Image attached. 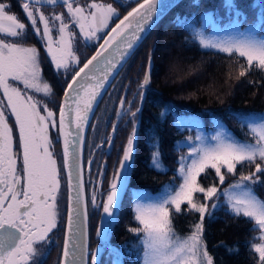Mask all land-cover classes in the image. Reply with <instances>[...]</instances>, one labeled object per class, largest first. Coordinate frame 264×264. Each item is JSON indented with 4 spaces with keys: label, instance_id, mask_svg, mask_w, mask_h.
Masks as SVG:
<instances>
[{
    "label": "snow or ice",
    "instance_id": "obj_1",
    "mask_svg": "<svg viewBox=\"0 0 264 264\" xmlns=\"http://www.w3.org/2000/svg\"><path fill=\"white\" fill-rule=\"evenodd\" d=\"M116 3L121 8H126L129 3H136V7L120 18L119 9L103 0H90L83 6L79 0H24L22 9L29 22L26 24L12 13L8 0H0V90L3 93L0 98V264H43L51 250L48 246L54 243L50 233L60 225L58 197L62 170L67 175L68 195L59 264H123L125 257L132 255L127 245H112L110 237L122 204L120 193L127 191L129 177L135 170L142 107L135 106L133 110L135 102L127 101L128 107L125 108V100H120L116 116L118 120L127 117L125 123L131 126V131L119 150L121 154L106 198L98 202V189L94 187L92 190L91 205L95 209L102 207V214L96 230L99 244L91 250L86 241L88 200L82 162L84 131L106 91V85L110 86V78L119 75V70L128 63L135 49L151 35L161 18L178 6L179 0H116ZM46 6L66 8L67 21L64 13L45 15L42 9ZM199 6V0H194L193 7ZM222 6L227 17L225 27L231 28L236 35L208 40L199 31H194L200 46L243 58L246 64L240 65L239 77H244L253 67L264 71V0H252L250 7L255 17L251 23L235 0H223ZM212 15L217 23L223 22L224 17L218 12L213 11ZM114 19L118 22L105 31ZM173 22L177 26H189L188 18L179 14ZM245 24L248 25L246 28L243 27ZM73 28H78L85 42L98 43L95 54L82 66L73 51L77 36ZM53 31L56 32L55 38ZM30 35L37 37L56 71L60 73L62 70L66 78L58 120L57 112L47 104L31 95L25 97L20 88L9 82H22L25 89L42 92L45 96L53 94L48 83L41 86L40 51L35 46L25 45ZM141 71L143 77L135 95L142 105L146 92L150 90L151 56L147 65L141 66ZM171 114L170 109L162 108L157 119L163 123ZM9 115L14 117L18 129L17 151H14L13 129L8 124ZM231 116L242 129L247 128L245 135H251L252 142L237 140L226 135L223 129L211 137L212 142H207V138L201 135H197L195 141L191 137L184 142L177 141L178 153L183 148L189 149L177 160L176 175L182 182L177 185L173 181L166 185L159 199L153 202L144 203L142 198L134 201V220L139 226L128 231L138 237L136 259L140 264H215L204 241L205 219L207 217L209 224L214 222L218 218L215 212L223 208H227L226 214L233 219L247 218L246 222L253 223L250 231L259 230L261 233L253 240H264V200L255 192L257 185H264L261 180L264 176V113L234 112ZM173 126L178 131L187 127L182 120L175 118ZM50 128L57 129L56 142L61 139L63 142L60 166L54 156ZM118 128V124L112 125L113 134ZM148 135L146 144L152 149L149 167L167 172L159 136L154 129ZM107 143L109 147L114 146L112 136L107 138ZM92 163V160L87 161L89 172ZM238 165L241 168L254 165L255 170L246 175L241 173L235 183L221 190L219 185L225 183L227 176L237 174ZM209 169L214 170L219 185L213 183L205 188L199 178L201 174L207 178ZM105 171L103 168L98 170L96 184L103 182ZM195 193H202L205 202L194 200ZM208 201H212L211 205ZM185 203L188 206L186 211L198 213L199 219L191 225L190 234L181 236L174 228L173 210L180 214ZM218 246L225 247L230 255L239 253L238 246L229 247L223 242ZM246 246L258 256L257 264H264V243H247Z\"/></svg>",
    "mask_w": 264,
    "mask_h": 264
},
{
    "label": "trees",
    "instance_id": "obj_2",
    "mask_svg": "<svg viewBox=\"0 0 264 264\" xmlns=\"http://www.w3.org/2000/svg\"><path fill=\"white\" fill-rule=\"evenodd\" d=\"M193 2L194 0H185L175 7L157 25L127 63V65L135 64L137 67L140 63L146 66L151 53V84L145 99L135 170L131 179V185L134 187L158 186L159 183L165 182V174L154 172V169L148 166L152 149L147 146L146 140L149 138L151 129H154L159 136L162 157H166L165 153H170L171 158L166 159V164L171 178L175 181L177 179V185L181 183V179L176 175L177 160L180 155H183L185 149H181L178 153L176 143L181 138L193 137L194 132L185 129L179 133L173 126L175 116L172 112L166 121L160 123L157 117L161 109L167 107L166 105H172L180 112L187 107L191 110L190 112L211 111L237 133L238 137L249 139L250 142H252L251 135H245L247 128L242 129L240 123L232 118L231 113H264V71L253 67L244 77H239L240 65L246 64L243 58L238 59L236 56L230 57L227 53L202 48L188 27L177 26L173 22L174 17L179 14L198 26L201 14L213 13V11L218 12L220 17H224L222 23L227 20L222 6L223 0H199V7H193ZM235 2L247 13L248 22L251 23L255 17L250 7L252 0H235ZM247 26L245 24L243 27ZM205 116L208 118L207 115ZM211 128H213L212 124ZM211 128H208L209 131ZM169 160L170 163H167ZM254 170V165L244 168L238 165L237 174L227 176L225 183L219 185L214 170L209 169L207 178L205 174H202L199 183L205 188L213 183L219 187H227L236 182L241 173L246 175ZM261 180L264 181V176ZM159 187L161 186L155 189ZM255 192L260 199L264 200V185H257ZM129 196L130 193H127L123 200L111 244L116 247L127 245V250L132 252L131 256L125 257L124 264H129L130 261L132 264H140L136 259L138 237L128 231L129 228L139 226L134 220ZM194 200L200 203L205 202L202 193H195ZM187 207L186 203L182 205L180 214H176L173 210L174 228L181 236L190 234L191 225L199 219V214L187 212ZM226 213L227 208L216 211L215 216L218 218L210 224L207 217L205 219L204 241L215 264H257L258 256L250 252L246 245L261 243L263 241L261 239L253 240V237L261 236L260 231H250L253 223L246 222L247 218L233 219ZM91 241L96 242L94 236ZM221 242L229 247L238 246L239 253L230 255L225 247L218 246Z\"/></svg>",
    "mask_w": 264,
    "mask_h": 264
},
{
    "label": "flooded vegetation",
    "instance_id": "obj_3",
    "mask_svg": "<svg viewBox=\"0 0 264 264\" xmlns=\"http://www.w3.org/2000/svg\"><path fill=\"white\" fill-rule=\"evenodd\" d=\"M8 2H10L12 5V9H11L12 13L16 14L22 22H25L26 24H28L29 22L27 21L25 13L23 12V9H22V4L24 0H8ZM79 2L81 6H83L89 3L90 0H79ZM103 2L112 3L114 7H117L121 14L120 18H122L123 15L127 13V11H130L134 6H136V3H129L126 8H121L116 3V0H103ZM42 10L44 11L45 15H51L53 12L56 14L64 13L65 19L67 21L66 8L62 6H56V7L46 6ZM116 22L118 21L114 19V21L110 24L109 29L105 31H109L111 27H114ZM72 30L77 33L76 39L73 42V51L79 57L80 62H81L80 66H82V64L86 62V59L90 58V56L94 53V51L98 47V43L85 42L83 40V37L79 35L78 28H73ZM53 37L54 38L56 37L55 31H53ZM25 45L35 46L40 51V67H41V76H42L41 86L43 83H48L50 87L52 88L53 94L51 96H45L42 92L38 93L32 89H25L22 82L11 81V80L9 82L13 84V86L20 88L22 94L25 95V97L31 95L34 99L40 100L44 104H47L51 110L57 112V120H58V108L61 103L64 89L66 87V78L62 74V70L60 73L56 71L55 66L51 63V58L47 55L45 47L38 41L35 35H30L28 39L25 41ZM131 66H132V63L128 64L121 71L117 79L112 84L111 88L107 91V93L101 100L93 116V119L90 123L89 129L87 132L85 149H84V163H86V167H87V161L88 160L93 161L91 165V172L89 175H88V171L85 170V190H86V196L88 200V211L91 206L90 197H91L92 190L95 187V181L97 179L98 170H100L101 168L106 169L108 167L106 166V162L107 161L110 162L111 158L113 159L116 158L115 149L118 148L117 145L119 142L123 143L121 138L126 133L127 128L131 127L130 125H126L125 123V121L127 120V117H124L123 120H118L116 116V112L120 110V103L117 106H115V104L117 103V99L122 96V95H119L120 90L123 91L124 89L125 94L123 96V99L125 100V108L128 107L127 101L135 102L133 105V110L135 109V106H141L142 114L145 108L146 97L141 105L139 97L135 95L138 91V87H137L138 84L136 85L134 81L129 80V75L132 74V71L129 70ZM68 79H70V77H68ZM147 92H146V95H147ZM0 98H3L2 90H0ZM41 114H44L43 111L41 112ZM8 124L13 129L14 151H17L16 139L18 138V129L15 126V119L13 116H10V115L8 116ZM113 124H118L119 126L118 131L115 134H113V130H112ZM57 135H58L57 129L55 128L49 129V137L53 141V145H54V156L57 159L58 166H60L62 165V154H61L60 142L59 143L56 142ZM109 136H112L113 144H114L113 147H109L107 143V138ZM97 158L102 160V165H99V169L97 168V165H96ZM19 164H20V161L18 160V167H19ZM93 176H94V179H93ZM62 179H63V170L60 173V181H62ZM89 181H92V183H89ZM58 205H59V209L61 213L60 225L58 226L57 229L53 230V233H50V236L52 240L54 241V243L48 246L50 247L51 250L48 253L46 259L43 260V264H58L59 263L60 251H61L62 241H63L64 222H63L62 205H60V203ZM41 250L43 251V249Z\"/></svg>",
    "mask_w": 264,
    "mask_h": 264
},
{
    "label": "rangeland",
    "instance_id": "obj_4",
    "mask_svg": "<svg viewBox=\"0 0 264 264\" xmlns=\"http://www.w3.org/2000/svg\"><path fill=\"white\" fill-rule=\"evenodd\" d=\"M226 24H227V20L225 21V23H217L215 17L212 15V12H208V15L200 16L198 26L194 22L189 21L188 28L193 33H194V31H199L205 39L220 40V39L228 38L229 36H235L236 35L234 32H232L231 28L225 27ZM242 30L243 29H241V31ZM196 39L199 42V39L198 38H196ZM209 50L218 51L216 49H210V48H209ZM149 56H151V53L149 54ZM151 58H152V56H151ZM173 64H174V62H173ZM141 66H142L141 63L139 64V67H137V65H135V64H132L131 68L129 69L130 71H132V74L129 75V80L134 81V83H136V85L138 84L140 78L142 80V77H143V71H141ZM128 88H130V87H128ZM124 94H125L124 89H123V91L120 90L119 95H122V96L117 99V103L115 104V106H117L120 103V100H121V98H123ZM166 106L174 114L175 119H179V120L183 121V123L187 126L185 129L194 132L193 137L189 136L192 138L193 141H195V137L197 135H201V136L207 138V142H212L211 137L213 135H215L217 133V131H221L222 129L226 135L230 134L231 136H234L237 140H240V141L245 140V139L238 137L237 133L232 131L228 127V125H226V123H224L223 120L218 115H215L211 111L206 112V113H204V112H190L191 110L187 107L185 110L180 112L179 110L177 111V109L175 107H173L172 105H166ZM252 114H259V113H252ZM205 115H207L208 118H206ZM206 119H207V121H206ZM211 124L213 125V128H211ZM208 128H211V131H209ZM130 131H131V127L127 128L126 133L121 138L123 143H121V142L118 143V145H117L118 148L115 149L116 158H114V159L111 158L110 162L109 161L106 162V166H108V167L105 169L106 171H105V176L103 178V182L101 184L95 183V188L98 189V193H97L98 202H100L106 198L109 182L112 178V174L115 170V167L117 166L118 156L121 154L119 150H120L121 146L126 142L127 136H128ZM181 132L182 131H179V133H181ZM105 135H104V137H105ZM189 137H186L183 139L181 138L178 141L184 142ZM248 141H250V140L248 139ZM184 149H185V151H184L183 155H186L187 152L189 151V149L188 148H184ZM165 155H166V157H164V158L162 157V159H163L164 165L168 169V166L166 164V159L171 158V156H170L169 152L165 153ZM96 162H97V164H96L97 168L99 169V165H102V160L97 158ZM149 163H150V161L148 162V166H149ZM167 163H170V160ZM84 170L88 171V165L86 167V163H84ZM154 172H158V171L154 170ZM158 173L165 174V178H164L165 182L159 183L158 186H161V187H159L158 189H155L156 187H158L157 185H155V186L149 185V186H146L145 188L134 187L133 185H131L132 183L130 182V185H129V188H128L126 194L130 193L129 202L131 204L132 210L134 208V201L136 199L142 198V202H144V203L153 202V201L159 199V196L163 193L166 185L175 181L173 178H171V176L169 174V169L167 170V172H158ZM89 174H90V172L88 171V175ZM93 179H94V176H93ZM131 179H132V176H131ZM60 183H61V188H60V194L58 197V200H59L58 204L60 203V205H62L63 222H64V226H65L66 206H67V190H66V181H65V177H64V172H63V179H62V181H60ZM175 183H177V179H176ZM233 183H235V182H233ZM222 187L223 186L220 187L221 190H223V188H226V187H223V188ZM208 202H209V205H211L212 201H208ZM90 204H91V202H90ZM88 212H89V233H90V243H91L90 248L94 249L99 244L98 238L96 236V230L100 226L102 207L100 209H95L91 205ZM63 233H64V231H63ZM92 236L95 237L96 242L91 241ZM261 243H264V240ZM60 253H61V251H60ZM123 264H124V261H123Z\"/></svg>",
    "mask_w": 264,
    "mask_h": 264
},
{
    "label": "water",
    "instance_id": "obj_5",
    "mask_svg": "<svg viewBox=\"0 0 264 264\" xmlns=\"http://www.w3.org/2000/svg\"><path fill=\"white\" fill-rule=\"evenodd\" d=\"M185 0H179V4H181L182 2H184ZM178 4V5H179ZM134 7H136V6H134ZM175 8V7H174ZM174 8H172L170 11H168L167 12V14L166 15H164L158 22H157V24L154 26V29L157 27V25L174 9ZM127 14V13H126ZM125 14V15H126ZM153 32V31H152ZM149 37V36H148ZM147 37V38H148ZM146 40V39H145ZM144 40V41H145ZM143 41V42H144ZM142 42V43H143ZM101 43H102V41H101ZM140 47V46H139ZM138 47V48H139ZM138 48H136L135 49V52L138 50ZM96 51V50H95ZM95 51H94V53L92 54V55H94L95 54ZM135 52H134V54H135ZM91 55V56H92ZM90 56V57H91ZM133 56V55H132ZM132 56H131V58H132ZM130 58V59H131ZM129 59V60H130ZM129 62V61H128ZM127 65V64H126ZM125 65V66H126ZM125 66L123 67V69L125 68ZM123 69H121V70H119V74L121 73V71L123 70ZM114 76H115V78L114 79H111L110 78V86H107L106 85V91H104L103 93H102V99H103V97L105 96V94L107 93V91L111 88V86H112V84L114 83V81L117 79V77L119 76V75H115L114 74ZM66 88V87H65ZM65 90V89H64ZM63 95H64V92H63ZM63 95H62V99H61V103H62V101H63ZM102 99H100L99 100V104H100V102H101V100ZM99 104H98V106H99ZM98 106L95 108V112H96V110H97V108H98ZM95 112H94V114H95ZM93 116L94 115H91L90 116V119H89V124H88V126L85 128V131H84V143H83V146H82V162H83V164H84V149H85V143H86V137H87V132H88V129H89V126H90V123H91V121H92V119H93ZM60 145H61V154H62V159H63V142H62V139L60 140ZM63 172H64V177H65V181H66V190H67V175H66V172L63 170ZM133 173V172H132ZM131 176H132V174L130 175V177H129V180H128V188H129V185H130V182H131ZM84 181H85V170H84ZM128 188H127V190H128ZM127 192V191H126ZM126 192H121L120 193V198H121V200H122V203H123V200H124V198H125V195H126ZM67 195H68V192H67ZM85 197H86V199H87V196H86V190H85ZM121 206H122V204H121ZM121 206H120V209H121ZM66 209H67V206H66ZM120 209H119V212H120ZM87 211H88V206H87ZM119 212L117 213V219H118V215H119ZM66 220H67V211H66V218H65V225H66ZM116 222H117V220L116 221H114V223H113V231H114V228H115V225H116ZM64 229H65V226H64ZM86 231H87V236H86V241H87V244H88V247H89V249L91 250V243H90V233H89V212H88V219H87V226H86ZM112 234H113V232H112ZM112 234H111V237H110V240H111V238H112ZM63 239H64V233H63ZM62 247H63V241H62ZM61 255H62V248H61V253H60V258H61ZM60 258H59V260H60ZM59 264V263H58Z\"/></svg>",
    "mask_w": 264,
    "mask_h": 264
}]
</instances>
